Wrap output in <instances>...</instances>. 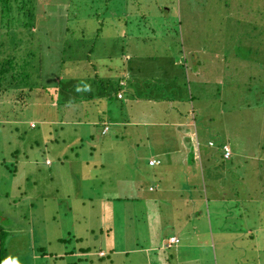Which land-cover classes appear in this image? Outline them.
I'll return each instance as SVG.
<instances>
[{"label": "rangeland", "instance_id": "1", "mask_svg": "<svg viewBox=\"0 0 264 264\" xmlns=\"http://www.w3.org/2000/svg\"><path fill=\"white\" fill-rule=\"evenodd\" d=\"M31 5L35 34L23 52L43 73L33 69L39 86L26 110L0 118L1 263L264 264V0ZM123 52L145 68L141 78L151 75L148 88L161 84L178 109L190 108L191 144L161 103L123 100L111 115L106 100H82L115 89L106 81ZM114 91L106 99L117 104ZM99 110L111 122L105 135L91 123ZM151 155L161 163L149 165ZM172 233L180 242L157 257L130 252Z\"/></svg>", "mask_w": 264, "mask_h": 264}, {"label": "trees", "instance_id": "2", "mask_svg": "<svg viewBox=\"0 0 264 264\" xmlns=\"http://www.w3.org/2000/svg\"><path fill=\"white\" fill-rule=\"evenodd\" d=\"M31 2L32 0H0V118H3L1 120L14 119L12 115L17 109H19L18 112H24L27 108V100L31 97L36 87L39 86L37 81L32 82L31 79L33 78V69L37 65L40 66L41 62L35 61L33 53L23 52L24 45L27 43V36L35 34L32 31V27L35 26L37 9L31 5ZM3 29L5 31H2ZM41 69L43 73V68L41 67ZM115 70L114 67V71L110 75L108 74L109 78H107L106 84L110 85L112 83L110 87L115 85L114 90H116L117 94L120 86L117 81L115 82L110 77L114 75ZM47 89V85L43 82L41 90L38 89V93L42 96V92ZM65 89L68 90L69 87L65 85ZM114 90L108 91L106 97L113 98ZM100 96H104V94L101 95L100 92V95H95L94 92H88L82 100H90L94 97L100 98ZM80 97L82 95H79ZM107 130L104 129L103 133ZM223 145L224 143L222 144V150L225 157V145ZM3 233L0 228V239ZM80 251L84 254L89 252L90 249L82 248ZM1 253L0 244V257ZM0 264H2L1 258Z\"/></svg>", "mask_w": 264, "mask_h": 264}, {"label": "crops", "instance_id": "3", "mask_svg": "<svg viewBox=\"0 0 264 264\" xmlns=\"http://www.w3.org/2000/svg\"><path fill=\"white\" fill-rule=\"evenodd\" d=\"M122 49L125 50V47L122 48ZM123 55L124 56L121 59V62L119 64L118 69L115 67L116 72L114 73L113 76H110L111 78H113L115 80V82L117 81V84H119V86H120L119 89L117 90V94L115 95L116 99H118L116 101L118 106L114 102H109V100H108L109 98L106 99L107 97L100 96V98L94 97V98L90 99L89 102L91 103V105H93L92 108L98 107V100H106L105 101L106 107H104V108L106 110L105 113H107V114H111L112 113L111 108H112L113 105H114V108H119V110L123 109L125 107L124 103H123V100H127V104L126 105L129 108H132L133 104L134 103H138V101L146 102L143 105H150L149 109H152L155 106V103H161V105L159 106L161 109H167V108H168V110H173L174 109V112H175V115H176V119L171 124L173 126H176V137H178L179 140H180V138H182L183 140L188 139L189 143L191 144L192 141H193V138H192L193 137V133H191V131L189 129V126L191 125V121H192L191 120V116L189 114L190 113V108L189 107H188V109L185 108L184 112L182 110L178 109L180 105L176 106V103H174V101H172L170 99V97H167L164 94H160V91L162 90L161 84H157L159 86L155 87L154 89L148 88L147 86L149 84H153L152 81H151L153 78L151 79V77H150L151 75H147L146 78H141L140 74L143 73L145 68L143 66H141L140 64L133 66L132 63H130V62L127 63L129 58L132 59L130 57L131 56L130 53L123 52ZM178 59L179 60L172 59V61H173L172 64L175 65V66H178L180 64V62H181L180 57H178ZM181 66H182V64H181ZM135 73H138V74L135 76ZM181 74H182V76L185 75L184 71L183 72L181 71ZM108 77H109V75H108ZM154 79H156V78H154ZM142 81L145 82L144 83L145 84V89H144V87L142 85ZM162 83H163V81H162ZM140 88L143 89L144 91H146V94ZM119 94L121 95L120 97H119ZM142 94H144V95H142ZM165 102H167V103L169 102L170 105L165 106V104H164ZM185 102H187L186 99H185ZM83 104H85V103H83ZM85 105L90 107L89 104H85ZM86 106L84 107V109H85V112L87 113ZM139 107H141V106H139ZM143 109L140 108L139 110H141V112H142ZM89 111L92 112L91 107H90ZM103 113L104 112L99 110V114L96 113L94 115V117H91V118H93L91 123H98L99 120H103V118H102ZM119 113L121 114V112H119ZM109 119L110 118H107L105 121L104 120L101 121L102 122L101 123L102 124L101 134L105 135V134H107L109 132V130H110L109 124L111 123V122H109ZM132 120L131 119H130V121L126 120L125 124H131L133 126H138V125L142 124V122L137 120V119H134L133 121ZM117 123L122 124L120 120L119 121L115 120L114 124H117ZM106 126L108 127V130L105 133H103V130L105 129ZM134 130L137 131L136 129H134ZM189 143L186 146H182L181 144L180 145L183 148H185V149L186 148L190 149L191 145H189ZM224 145L228 146V143H224ZM192 147H193V145H192ZM171 150L172 149L166 150V151L171 152ZM174 153H175V151H173L171 153V155H174ZM150 159H156V160L160 161L159 158H157L154 155H151L148 158V164H149V160ZM46 161H48V159H46ZM46 161H45V163L48 164V162H46ZM160 163H161V161H160ZM160 163H158V164H160ZM49 164H51V163H49ZM155 165H157V164H155ZM151 166H153V165H151ZM185 168H187V167L185 166ZM149 190H152V186L149 187ZM172 237L178 238V242L168 244L170 238H172ZM179 242H180L179 235L176 234V233H172L167 238H165L164 240L162 239L161 244H156V245H153V246L148 245L147 247H144V246L141 245V247L138 246V248L136 247V249H135V247H134V249H130V252L131 251L135 252V250H136V251H140V252L144 253V255H147V253H149V252H151V253L153 252V254L157 257V254H156L157 251H159V250L162 251L165 248H169L171 245L177 244ZM113 251H114L113 253L115 255H117L118 252H121L122 254L124 253L125 258H127L128 252H129L128 249L125 250V249H122V248L116 249V250H115V248H113ZM79 252L81 253L82 251H79ZM98 253L101 256H106L107 255V253H105V251H103V250H100ZM146 258H148V257L146 256ZM110 259L112 261V264H118V263L123 264L120 261L116 262L115 259H112V257ZM153 262H157V261L153 260ZM124 264H126V262Z\"/></svg>", "mask_w": 264, "mask_h": 264}, {"label": "built area", "instance_id": "4", "mask_svg": "<svg viewBox=\"0 0 264 264\" xmlns=\"http://www.w3.org/2000/svg\"><path fill=\"white\" fill-rule=\"evenodd\" d=\"M120 96H121V95L119 94V97H120ZM107 129H108V128L105 127V130H107ZM230 154H231L230 148H229L227 145H225V146H224V155H225V157H229ZM48 163H50L49 160H48ZM158 163H160L159 160H156V159H150V160H149V164H150V165H155V164H158ZM176 242H178V238L172 237V238H170L168 244H170V243H176Z\"/></svg>", "mask_w": 264, "mask_h": 264}]
</instances>
